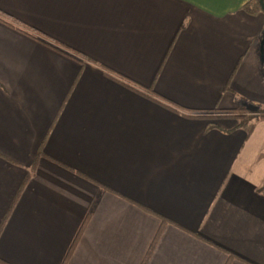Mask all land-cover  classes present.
Instances as JSON below:
<instances>
[{
	"label": "crops",
	"instance_id": "obj_1",
	"mask_svg": "<svg viewBox=\"0 0 264 264\" xmlns=\"http://www.w3.org/2000/svg\"><path fill=\"white\" fill-rule=\"evenodd\" d=\"M250 1L0 0V264H264Z\"/></svg>",
	"mask_w": 264,
	"mask_h": 264
},
{
	"label": "trees",
	"instance_id": "obj_2",
	"mask_svg": "<svg viewBox=\"0 0 264 264\" xmlns=\"http://www.w3.org/2000/svg\"><path fill=\"white\" fill-rule=\"evenodd\" d=\"M263 4H264V0H263ZM243 10L249 14H257V13H263L259 4V0H251L250 2H248L247 4L244 5ZM236 119L238 120V126L242 127L246 133H249L253 127L255 126V124L260 121V120H264V112L258 113V114H252L250 113V111L247 108H243V107H239L237 109L233 110ZM260 192L264 193V186L260 189ZM84 227V225L81 227V229L79 230L77 236L75 237L70 249H69V253L72 251L73 247L75 246V243L77 242V239L79 237V235L81 234L82 228ZM158 237V233L155 236V239L153 240L151 246L149 247V250L142 262V264H144L148 258V256L150 255V252L157 240ZM231 256H229L230 258ZM228 264V263H226Z\"/></svg>",
	"mask_w": 264,
	"mask_h": 264
},
{
	"label": "water",
	"instance_id": "obj_3",
	"mask_svg": "<svg viewBox=\"0 0 264 264\" xmlns=\"http://www.w3.org/2000/svg\"><path fill=\"white\" fill-rule=\"evenodd\" d=\"M259 4H260L262 12L264 13L263 0H259ZM259 49H260V54H261V57H262L263 51H264V31H263V33L261 35V39H260V43H259Z\"/></svg>",
	"mask_w": 264,
	"mask_h": 264
},
{
	"label": "rangeland",
	"instance_id": "obj_4",
	"mask_svg": "<svg viewBox=\"0 0 264 264\" xmlns=\"http://www.w3.org/2000/svg\"><path fill=\"white\" fill-rule=\"evenodd\" d=\"M262 15H264V13H263ZM243 108H245V107H243ZM232 113H233V116H234V118L236 119V117H235V115H236V114H234V112H232ZM250 113H252V114H255V115H256V113H253V112H251V111H250ZM236 120H237V119H236ZM237 121H238V120H237Z\"/></svg>",
	"mask_w": 264,
	"mask_h": 264
}]
</instances>
